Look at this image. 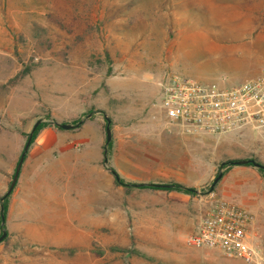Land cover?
I'll list each match as a JSON object with an SVG mask.
<instances>
[{"label": "rangeland", "instance_id": "obj_1", "mask_svg": "<svg viewBox=\"0 0 264 264\" xmlns=\"http://www.w3.org/2000/svg\"><path fill=\"white\" fill-rule=\"evenodd\" d=\"M171 74L220 87L263 76L264 0H0V221L7 202L0 236L8 234L0 264H245L188 243L205 213L202 198L234 166L226 160V169L187 171V149L173 146L182 138L169 131L161 108V83ZM39 120L30 149L63 133L57 124L83 122L70 134L102 142L104 173L70 181L61 174L53 186L49 176L43 188L57 190L56 207L24 239L7 222L17 185L1 198ZM246 134L216 138L252 134L264 148ZM216 138L205 146L214 148ZM251 156L264 166V149ZM251 168L259 210L243 208L251 244L264 254V173ZM173 184L196 195L152 187Z\"/></svg>", "mask_w": 264, "mask_h": 264}, {"label": "crops", "instance_id": "obj_2", "mask_svg": "<svg viewBox=\"0 0 264 264\" xmlns=\"http://www.w3.org/2000/svg\"><path fill=\"white\" fill-rule=\"evenodd\" d=\"M173 133L180 135H173L175 138H182L180 146L173 144L175 149H187L185 152L183 150V154L188 159L186 160L188 172H191L192 168L196 169L198 164H202L204 172L207 165L211 167H208L210 173V171H214L216 164H224L227 162L226 160H232L233 162L250 160L251 153L264 149L261 143L259 144L251 139L252 134H248L247 137L245 135L240 137L243 140L213 137L216 138L213 140L214 148H208L205 146V139L208 136L194 137L181 135L178 132ZM52 138L37 140L30 149L9 206L7 222L11 224V228L16 231L17 235L24 239L34 238L31 235L30 229L33 227L31 224L47 221L48 214L52 213L51 205L56 207L57 190L43 188L49 176L50 184L53 186L55 179H60L61 174L70 181L73 178L78 179V177L82 179V176L88 180L89 177L87 176L93 178L94 173H104V168L99 165L104 154L102 142L90 139L85 131L79 134H70V130H64L63 133H55ZM166 143L168 144V142ZM201 143L204 146L199 145ZM191 146L197 147L199 151L195 153L189 151ZM233 166V169L229 170L228 173L225 172L226 174L217 185L216 192L209 197L202 198L205 212L209 207L208 205L212 203L213 197L233 202L242 208L248 207L253 211L259 210L256 196L249 188V185L253 182L250 176L259 178L257 172L252 170L249 164H233ZM105 175L109 179L106 173ZM199 178V176H193L194 181ZM187 181H190L189 177ZM197 183H199V180ZM92 184L93 181L91 186ZM87 187L88 185L86 189ZM117 211H120V207H117ZM31 243L35 244L37 241L33 240ZM174 258L180 259V256L175 255Z\"/></svg>", "mask_w": 264, "mask_h": 264}, {"label": "built area", "instance_id": "obj_3", "mask_svg": "<svg viewBox=\"0 0 264 264\" xmlns=\"http://www.w3.org/2000/svg\"><path fill=\"white\" fill-rule=\"evenodd\" d=\"M160 99L170 132L194 137L249 132L264 141V75L220 87L171 74L161 83ZM250 223L244 208L216 200L198 221L188 243L245 264H264V254L251 244Z\"/></svg>", "mask_w": 264, "mask_h": 264}, {"label": "water", "instance_id": "obj_4", "mask_svg": "<svg viewBox=\"0 0 264 264\" xmlns=\"http://www.w3.org/2000/svg\"><path fill=\"white\" fill-rule=\"evenodd\" d=\"M90 116H88L89 118ZM106 121H107V127H106V133H107V142H106V145L108 146L109 143L111 142L112 140V131H111V120L108 118V117H105ZM42 121L39 120L37 121V123L35 124L32 132L30 133V136L28 138V141L24 147V150H23V153L20 157V160L18 162V165H17V168H16V171H15V174H14V177H13V180L10 184V187L7 191V193L1 198V202L3 203L13 192V190L15 189L16 185H17V182L19 180V176H20V173H21V169H22V166L24 164V161H25V158H26V155L31 147V144H32V140H33V136H34V133L35 131L37 130V128L41 125ZM83 122H80L79 124H76V125H72V124H57L59 127H61L62 129L64 130H72V129H75L77 127H79ZM105 151L107 152V148L105 149ZM107 162V160H106ZM232 164L234 165H248V164H252L254 167L256 168H259V169H263L264 170V166L262 164H260L259 162L253 160V159H250V160H241V161H235L233 162ZM225 164H222V167H224ZM115 174V172H114ZM116 175V174H115ZM223 177V171L221 170L219 172V174L217 175V177L214 179L212 185H211V188H210V192H213L216 185L218 184V182L222 179ZM164 187H170V185H163ZM4 212V207L3 205L1 206V218H2V226L5 225V216L3 214ZM7 232L4 230L2 232V235L0 236V243H2L5 238L7 237Z\"/></svg>", "mask_w": 264, "mask_h": 264}, {"label": "trees", "instance_id": "obj_5", "mask_svg": "<svg viewBox=\"0 0 264 264\" xmlns=\"http://www.w3.org/2000/svg\"><path fill=\"white\" fill-rule=\"evenodd\" d=\"M43 126H44L43 124L40 125V126L37 128V130H36L35 132H37V131H39L40 129H42ZM58 127H59V126H58ZM59 128H61V127H59ZM61 129H62V128H61ZM35 135H36V133H34L33 140L35 139ZM33 140H32V142H33ZM249 165H250V166H253L252 164H249ZM226 168H227V167L224 166L223 169H226ZM260 171L264 173V170H263V169H260ZM115 176H116V178H117V182H118L119 184H122L123 181L120 180L119 177H118L117 175H115ZM138 186H139V187H145L143 184H142V185H138ZM152 187H153V188H156V189L159 188V189H162V190H167V191H178V192L186 193V194H189V195H192V196H195V195H196L195 190H192V189H190V188H186L185 186H183V185H181V184H173V185L170 186V187H156V186H152ZM3 207H4V212H3V214H4V216H6V213H7V202H4ZM0 222L2 223V218H1V221H0ZM1 228L4 229V226L1 225ZM1 235H2V234H1Z\"/></svg>", "mask_w": 264, "mask_h": 264}]
</instances>
